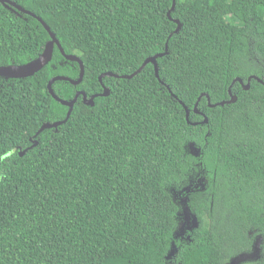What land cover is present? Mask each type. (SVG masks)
I'll return each mask as SVG.
<instances>
[{"label": "trees", "instance_id": "obj_1", "mask_svg": "<svg viewBox=\"0 0 264 264\" xmlns=\"http://www.w3.org/2000/svg\"><path fill=\"white\" fill-rule=\"evenodd\" d=\"M12 1L84 64L81 84H52L59 98L110 94L80 95L71 112L57 101L49 82L81 72L57 45L34 75L0 76V264H228L258 241L264 264V0H234L243 28L218 23L223 0ZM49 42L35 16L0 2V67ZM152 57L159 78L153 63L121 77ZM254 76L249 90L234 83ZM230 88L236 102L209 105ZM198 167L197 226L177 241L172 189Z\"/></svg>", "mask_w": 264, "mask_h": 264}, {"label": "water", "instance_id": "obj_2", "mask_svg": "<svg viewBox=\"0 0 264 264\" xmlns=\"http://www.w3.org/2000/svg\"><path fill=\"white\" fill-rule=\"evenodd\" d=\"M0 2L1 3H4V4H7L8 6L14 7L16 9H19L22 12H25V13H28L30 15L35 16L43 24V26L47 29V31L49 32L50 37H51V42H49L47 44L45 51L43 52V54L40 57H38L37 59H35V60H33V61L29 62V63L23 64V65H11V66H3V67H0V76H15V77H18V78H25V77H30V76L34 75L35 73H37L40 70H42L43 68H45L52 61L53 55H54V46L57 45L59 47V49L61 50L62 54H64L67 59H70V60L72 59V60H75V61L79 62L80 68H81L80 77H79V79L77 81L72 80V79H70L68 77L56 76V77H54L49 82V85H48L49 91H50V93L52 94V96L57 101H59L63 105L68 106L70 108V112H71V110L73 109V107L76 104V102L78 100V97L80 95L83 96V100H84V103L85 104H87V105H93L94 104V99L97 98L98 96H108L110 94L109 89H107L103 85L104 92L102 94L93 95L89 99L87 98L86 93L83 92V91L78 92L77 95H76V97L72 101H66V100H63V99L59 98L54 93V91L52 89V84L55 81H57V80L70 81L72 84H75V85L81 84L82 81H83L84 75H85V67H84V64H83L82 60L79 57L75 56V55H66L65 54V52H64V50H63V48H62V46H61V44L59 42V40L56 38L55 34L51 31L50 27L46 24V22L42 18H40V17L36 16L35 14H33L32 12L24 9L22 6L16 4L12 0H0ZM148 63H153L154 64L155 71H156V75L159 78L158 64H157V58L156 57H152V58L147 59L145 61V63L134 74H131V75H128V76H121V77L122 78H125V79L132 78L133 76H135L139 72H141L143 70V68L146 66V64H148ZM105 76L120 78L119 75H116L114 73H106V74H103L100 77V82L101 83H102V78L105 77ZM252 78L257 79L259 82H263L262 79H258L257 77L254 76V77L249 78V81H248V84L247 85H244V82L242 81L241 78H237L234 81V83L235 82H239L240 84L243 85L244 89L249 90V88H250V81H251ZM229 92H230V96H231V100L230 101H228V102H221V103H218V104H215V105H212V104H209V105L211 107H214V106H217V105H223L225 103H234V102H236L237 98H236L235 95L232 94L231 88L229 89ZM208 100L210 102L209 96H208ZM182 104L184 105V103H182ZM184 107H185L186 112H187V118H189V109L185 105H184ZM70 112H69V114H70ZM204 117H205V119H204V122L203 123H206L207 122V118H206V116H204ZM59 124L60 123L45 124L40 131H43L46 128L56 127Z\"/></svg>", "mask_w": 264, "mask_h": 264}, {"label": "rangeland", "instance_id": "obj_3", "mask_svg": "<svg viewBox=\"0 0 264 264\" xmlns=\"http://www.w3.org/2000/svg\"><path fill=\"white\" fill-rule=\"evenodd\" d=\"M187 150L194 155L199 156L200 150L194 145H188ZM204 186V177L200 167L193 171L188 180L181 187L173 188L172 194L177 202L181 205L179 213V229L175 234V239L181 242H187L191 239L192 231L197 226V219L189 207L190 198L196 191ZM177 248L173 242V248L170 252L169 259L174 255ZM261 259V250L259 241L256 242L250 253L242 254L239 257L229 260L228 264H254Z\"/></svg>", "mask_w": 264, "mask_h": 264}, {"label": "clouds", "instance_id": "obj_4", "mask_svg": "<svg viewBox=\"0 0 264 264\" xmlns=\"http://www.w3.org/2000/svg\"><path fill=\"white\" fill-rule=\"evenodd\" d=\"M207 2L210 7H216L218 0H207ZM233 2L234 0H223V8L225 10L218 14V23L225 27L243 28L244 21L242 17L231 11ZM170 264H173V261Z\"/></svg>", "mask_w": 264, "mask_h": 264}]
</instances>
